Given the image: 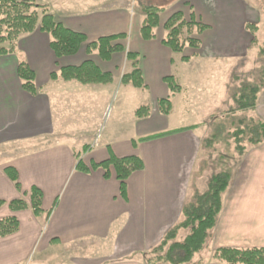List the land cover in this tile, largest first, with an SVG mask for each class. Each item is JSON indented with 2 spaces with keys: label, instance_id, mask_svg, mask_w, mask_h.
<instances>
[{
  "label": "crops",
  "instance_id": "obj_1",
  "mask_svg": "<svg viewBox=\"0 0 264 264\" xmlns=\"http://www.w3.org/2000/svg\"><path fill=\"white\" fill-rule=\"evenodd\" d=\"M18 1L43 6L64 28L85 35L86 43L74 56L57 59L49 47V36L35 30L20 36L11 52L0 55V200L28 201L23 194L34 186L43 194L44 212L57 201L47 221L36 219L30 210L13 213L7 205L0 208V219L15 216L19 222L16 234L0 238V264H146L144 255L180 221L182 207L190 197L193 132L204 124V118L182 127H193L185 132L136 146L132 145L134 139L116 133L117 126L125 124L121 117L128 110L137 139L181 129H168L173 111L164 116L157 107L159 99L174 95L163 81L173 75L174 53L162 44L166 34L163 24L173 13L181 12L185 20L193 14L208 27L200 41V47L205 45L203 53L201 48L191 49L190 55H184L190 60H180L192 71L187 78L193 90L208 92L210 89L198 81L204 72L198 62L204 58L214 63L237 62L236 31L242 21H248L246 10L238 0H179V6L160 13L154 39L143 40L144 15L129 0ZM120 34L126 35L118 42L124 51L113 54L109 61H102L96 52L87 53V43ZM127 52L138 55L144 89L120 83L132 69ZM88 60L102 72L111 73L113 82L80 85L50 80V74L60 68ZM19 62L26 63L34 74L35 95L21 88ZM232 72L231 64L223 72V82L219 76L222 100L233 97L228 94ZM144 94H148L144 103L150 112L137 119L134 114L143 106ZM253 114L264 121V87ZM111 125L114 128L106 133ZM84 146L88 149L79 160L88 169L109 154L137 156L144 169L126 181L122 197L113 170L108 180L100 169L76 171L75 155ZM6 168L17 172L21 193L6 175ZM221 200L222 209L208 236L212 248L189 264H219L212 260L219 248H264V143L246 150L231 172ZM106 246H112L111 255L97 249L105 251Z\"/></svg>",
  "mask_w": 264,
  "mask_h": 264
},
{
  "label": "trees",
  "instance_id": "obj_2",
  "mask_svg": "<svg viewBox=\"0 0 264 264\" xmlns=\"http://www.w3.org/2000/svg\"><path fill=\"white\" fill-rule=\"evenodd\" d=\"M263 3L264 0H255ZM140 11L144 15V20L140 28V36L143 40L154 39V30L159 24V15L163 9L140 5ZM207 26L197 22L193 14L188 20L184 19L181 12L173 13L163 24L165 37L162 44L172 53L181 54L185 47L192 50L200 48V40L197 36L207 30ZM256 30V26L247 25L246 29ZM39 30L49 36V47L57 59L74 56L80 47L86 43V36L64 28L60 23L46 12L43 6L34 4L32 1L0 0V55L11 52L14 42L22 35L30 34ZM264 30V29H263ZM126 39L125 34L101 37L94 42L87 43L88 54L96 52L102 61H109L113 54L124 51L118 42ZM6 45V46H5ZM138 55L127 52L126 59L131 63V71L124 74L120 83L123 86H131L136 89H144L145 85L141 77V72L137 66ZM182 63L190 60L188 56L181 57ZM17 75L21 83V88L29 95H35L37 90L34 84V74L26 63L19 62ZM51 81L76 82L80 85H108L113 82V75L102 72L95 64L88 60L76 67L60 68L57 72L50 74ZM168 90L172 94L181 92V86L174 76L163 79ZM264 87V86H263ZM257 86L251 87L246 94L233 96L232 99L237 104V109L241 111H254L257 105L260 89ZM157 107L161 114L168 116L172 111V104L169 97L159 99ZM149 108L141 106L135 111L137 119H144L149 115ZM249 131L247 143L249 146H258L264 143V121L254 120ZM193 128V127H192ZM192 128H181L139 138L132 141V145L137 143L150 142L161 139L172 134L185 132ZM242 130L232 133L237 155L242 157L246 147L242 145ZM209 144V142H208ZM88 147H82L76 156V171L88 173L92 170L100 169L103 178H110V171L113 170L114 177L119 183L120 196L125 195V183L136 172L144 169L142 160L137 156H126L117 158L109 154L108 158L98 164H92L88 169L79 160L81 153L87 151ZM5 173L13 182L16 190L21 193L18 183L17 172L13 168H6ZM231 180V173L220 171L214 174L207 185L204 193L197 195L195 205L185 204L181 210V219L170 230L166 232L158 245L153 247L147 254L152 255L153 260L148 258L147 264H189L194 256L198 254L209 236V232L214 228L217 217L222 209V194L226 191ZM29 197V204L23 199H16L10 202L0 200V208L7 205L11 212L30 210L35 218H42L47 221L55 208V200L50 211L42 210L43 194L37 187H31L26 193ZM19 222L14 216L0 219V238L12 236L18 232ZM180 230H187L188 234L182 242H176L177 234ZM212 260L219 264H264V248H219L212 254Z\"/></svg>",
  "mask_w": 264,
  "mask_h": 264
},
{
  "label": "rangeland",
  "instance_id": "obj_3",
  "mask_svg": "<svg viewBox=\"0 0 264 264\" xmlns=\"http://www.w3.org/2000/svg\"><path fill=\"white\" fill-rule=\"evenodd\" d=\"M129 1L136 9H140V5H147L164 10H172L179 6L180 2L179 0ZM238 1L240 2V7L242 6L246 10L248 21H242L236 31L239 40L237 47L235 46L238 51L237 62L233 59L232 63L231 61L214 63L208 62L205 58L204 60H200V62H198V66L204 71H202L203 73H201V76L198 77V81L205 84V87L210 89L208 92L205 90L204 92H201L199 88H196L195 91L193 90L191 79L187 78V76H191L192 71L180 62V57L190 55L192 50L185 47L181 54H174L173 56L174 66L172 68V76L176 78L178 84L184 91L169 97L173 106V112L171 118H169L168 129L188 127L190 125L197 124V122H201L204 118V121H202L204 124L195 125L197 130L193 132V154L191 156L190 166V197L186 203L190 206L195 205V198L197 195L206 191L210 178L214 174L220 171L231 173L235 169L241 157L237 155L232 133L236 130L243 131L242 145H244L247 150L251 147L246 142L249 137V131L252 128L253 121L258 120L254 116L253 111L238 110L237 104L233 99L228 101L227 99L222 100L223 95L222 91H220L219 76L221 78V82H223V72L225 73L226 68H228L231 64L233 67V82L231 85H228V94H230V96L246 94L251 87L257 86L261 88L264 86L263 3L255 0ZM248 24L256 26V30H252V28L246 29ZM199 36L197 37L200 41H203L206 37L204 34ZM200 48L203 53L205 45ZM218 89L220 90L218 91ZM147 99L148 94H144V101L140 104L146 106L144 102ZM214 100H216V103L213 102ZM130 102H134V100L131 99ZM123 118L125 124L117 126L116 133L124 136L127 140L137 139L138 135L132 122L131 112L126 110L121 117V120ZM109 128H114V126H109L106 129V133L109 132ZM23 196L28 197L26 194H23ZM25 202L29 204V197L28 201ZM187 234V230H180L177 234L176 242H182ZM100 248L101 247L97 248L98 251H102L104 255L112 254V246L111 248H109V246L105 247L108 251L100 250ZM211 248L212 245L207 238L204 247L200 251L201 253L199 252V254H196L193 260L203 258V256H205ZM148 258L153 260L154 257L149 254L144 255L145 263L148 261Z\"/></svg>",
  "mask_w": 264,
  "mask_h": 264
}]
</instances>
